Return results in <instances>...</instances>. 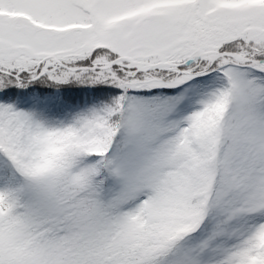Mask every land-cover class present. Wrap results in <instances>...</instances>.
<instances>
[{"label": "snow or ice", "instance_id": "6c2138e0", "mask_svg": "<svg viewBox=\"0 0 264 264\" xmlns=\"http://www.w3.org/2000/svg\"><path fill=\"white\" fill-rule=\"evenodd\" d=\"M0 264H264V0H0Z\"/></svg>", "mask_w": 264, "mask_h": 264}]
</instances>
